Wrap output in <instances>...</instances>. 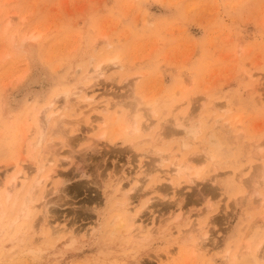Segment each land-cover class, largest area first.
I'll use <instances>...</instances> for the list:
<instances>
[{"label":"rangeland","instance_id":"374dc122","mask_svg":"<svg viewBox=\"0 0 264 264\" xmlns=\"http://www.w3.org/2000/svg\"><path fill=\"white\" fill-rule=\"evenodd\" d=\"M116 55L84 82L115 107L78 104L85 72ZM49 102L74 122L33 150ZM181 118L199 131L187 148L168 132ZM48 153L23 243L0 223V264H264V0H0V194ZM130 218L157 232L133 239ZM196 218L207 239L178 237Z\"/></svg>","mask_w":264,"mask_h":264},{"label":"bare ground","instance_id":"6f19581e","mask_svg":"<svg viewBox=\"0 0 264 264\" xmlns=\"http://www.w3.org/2000/svg\"><path fill=\"white\" fill-rule=\"evenodd\" d=\"M9 25H10L9 22H7L5 24L6 27H8ZM14 37L15 36L13 35L11 38V40L13 39L12 40L13 42L15 41ZM33 38L34 37L31 35L29 37L25 36L15 48H17V50L22 49L25 51L26 46H29V44ZM13 45H14V43H13ZM92 59L94 60L93 57H92ZM92 63H94V62H92ZM92 63H91V65H92ZM120 63H121L120 57L118 55L114 56L113 58H106L103 61L97 62L95 65H93V68L90 71L85 72V76H83V78L80 81L81 87L79 89H77L75 92H71V96L73 98L75 97L74 100L75 99L79 100V101H77V102H79L78 104H80L81 101H83L82 103L85 102V104H82L83 107H88L90 109V111L91 110L92 111L99 110L101 115L104 112H106L109 108L115 107L116 104H112L109 101H101L100 102V100H99V102H98L94 98L87 96V91L91 88V86H89V85L86 86V83H84V82H86V81H97L99 78L103 77L104 72H105V68H102V65L105 64L108 66L109 65L120 66ZM85 70L86 69H84L83 71H85ZM68 94H70V93L69 92L66 93V95L64 97L65 103L69 102V101H67V97H68L67 95ZM142 105H143V103L141 102V100L139 98L135 97L134 103H133V114H132L133 117H132V120L130 122L131 127L135 131L137 130L135 127L138 124L137 111ZM52 106H53V102H49L42 109V113L45 116V120L38 122V124H37V127H36L37 128V131H36L37 136L35 137L34 141L32 140L33 142L30 143V147L33 150L38 148V147L41 148L40 145L42 144L43 141L47 140L46 139L47 137L48 138L50 136L52 137V135L64 136L65 128H66L67 124L69 125V124H72L74 122L71 119L68 120V114L66 115L64 112L62 115L55 118L53 116L55 112H54V110H51ZM56 107H54V108H56ZM1 108H2V106H1ZM62 109L68 110L69 107L65 106ZM59 110L60 109H58V111ZM151 113H153V111ZM68 121H72V122L69 123ZM51 122L53 123L52 125H51ZM173 124H174L173 127H175L176 129H181V130L174 131L173 129H171V130L168 129V132L174 133V134H176V136L178 134L179 135L182 134V138H183L182 147L183 148H187L189 146L190 141L195 139V137L199 134L198 128L196 127V123L193 122L192 118H190V119H186V118L176 119V121H174ZM137 128H138V126H137ZM148 130H151V123H148L147 125H145V131H148ZM104 134H105V132L101 131L99 134V137L104 136ZM47 145H48V143H47ZM47 145H45V146H47ZM31 149H29V150L33 151ZM52 154L50 155V153H48L47 154L48 156L46 155L47 157L43 156V161L39 162V165H37L36 172H35V175L33 177H30L29 174H27L24 171L22 166H20V165L15 166L14 165L15 167H17L16 173L14 175H12L11 177H9L5 183H3V189H2V192L0 194V223H1V225H5L7 223L8 224L7 226L10 227L9 229H11L9 232H11L12 228L14 227V231H15V234H14L15 237L14 238L16 240H18V243H20V244H21V242L23 243V241H24L23 237H25L24 234L26 233V229H27V226H26L25 222H23V220H25V219L28 220V219H31V217H32L31 216V210L34 206L36 199H37V193H38L37 190H39L40 187L45 186L48 181H51L53 179L54 173L52 171H50L48 174L43 173L46 166L47 165L49 166L50 164H52L54 162V158H53ZM154 154L157 155L159 161H161V162L164 161V159H165L164 157L166 156V154H163V151L156 150V151H154ZM174 165H175L174 166V172L177 176H180V175H182V173H186L187 171L190 170V168H189L188 164H186V162L183 164H175L174 163ZM260 179L263 180L260 182L264 183V171L260 172L256 176H254V179H252L253 180L252 181L253 187H256L260 183L259 182ZM17 188H19V190L16 192ZM127 206H128V204L126 202H123L121 204V207H124L123 209L125 212H128ZM200 214H202V213H200ZM118 216L116 218H118ZM183 216H184L183 213L179 214L177 216L176 220H178V221L182 220ZM189 219H188V222H186L188 225V228L184 232L181 233L180 230L177 228L176 232L178 234V237H182L184 239H191L192 240L194 232H203L201 234V239L203 241L206 240L208 237V231L205 230L207 227V224L204 222H199L200 219L198 220L197 218L195 220H189ZM20 220H22L21 223L19 222ZM28 222H30V221H28ZM31 222L34 223L33 221H31ZM130 222H131V227L129 228V234H131L133 239H140V240L145 239L150 235L152 236V234L154 232H157L156 231L157 228H156V225H154V223L151 224L152 226L150 228H147L146 226H142L141 224H138L136 221V218H130ZM4 227H6V225ZM122 227H124V226H122ZM124 228H126V227H124ZM183 228H184V226H183ZM29 229L30 230L33 229L32 224L29 225L28 230ZM14 231H12V232H14ZM64 231H63V229H53V231L49 234V236H51V237L52 236H58V235L62 234V232L64 233ZM19 241H21V242H19ZM15 244H17V243H15ZM199 246L202 247L203 245L199 244ZM234 257H235V255H234ZM261 258H264V256L262 255Z\"/></svg>","mask_w":264,"mask_h":264}]
</instances>
